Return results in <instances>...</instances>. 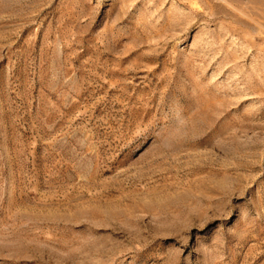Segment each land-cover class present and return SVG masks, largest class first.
Listing matches in <instances>:
<instances>
[{"label":"rangeland","instance_id":"obj_1","mask_svg":"<svg viewBox=\"0 0 264 264\" xmlns=\"http://www.w3.org/2000/svg\"><path fill=\"white\" fill-rule=\"evenodd\" d=\"M0 264H264V0H0Z\"/></svg>","mask_w":264,"mask_h":264}]
</instances>
